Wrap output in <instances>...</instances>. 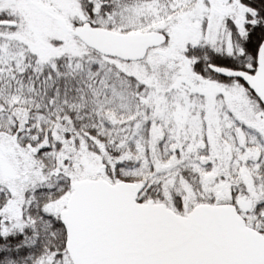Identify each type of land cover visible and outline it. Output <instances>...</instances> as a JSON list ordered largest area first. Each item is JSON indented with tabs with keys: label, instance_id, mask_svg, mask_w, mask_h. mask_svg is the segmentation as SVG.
<instances>
[{
	"label": "snow or ice",
	"instance_id": "1",
	"mask_svg": "<svg viewBox=\"0 0 264 264\" xmlns=\"http://www.w3.org/2000/svg\"><path fill=\"white\" fill-rule=\"evenodd\" d=\"M0 264H264V0H0Z\"/></svg>",
	"mask_w": 264,
	"mask_h": 264
}]
</instances>
